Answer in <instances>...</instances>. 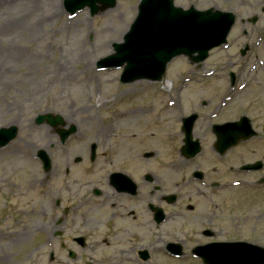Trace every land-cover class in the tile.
Returning a JSON list of instances; mask_svg holds the SVG:
<instances>
[{
    "label": "rangeland",
    "instance_id": "374dc122",
    "mask_svg": "<svg viewBox=\"0 0 264 264\" xmlns=\"http://www.w3.org/2000/svg\"><path fill=\"white\" fill-rule=\"evenodd\" d=\"M29 1L33 2L34 8L38 5L40 8H47L36 12L32 8L33 4H28ZM116 1L114 8L94 17L87 10L70 17L64 11L63 0H0V51L4 58V51L9 53L7 64L3 67L4 76L0 78V129L9 126L18 128L17 138L0 155V261L10 264H41L44 260L45 248L36 250L38 248L25 242V237L14 241L19 239L14 235L17 233L32 237V228L36 225L29 217L25 222V212L33 207L28 205L32 195L25 199V181L31 176H36L39 180L42 178L37 173L39 164L33 160L37 151L42 150L49 155L52 169L56 165L62 169L64 164L72 163V159L85 160L90 145L98 144L95 162L98 176L102 171L108 173L122 168L123 166H118L119 155L128 148L137 149V152L153 151L151 162H142L143 173L147 168L153 169L164 179L167 178V171L164 170L163 163L179 162L180 158L174 151L177 150L176 145L182 146V140L171 141L164 137V133L169 132L172 126L170 116L162 112V102L169 98L162 89L163 86L168 87L170 80L178 82V75L184 74L180 72L190 67L182 59H176L168 66L163 83H141L137 86L136 83V87L120 85V70L98 71L95 68L97 61L112 53V45L121 42L136 16L139 0ZM198 7L232 12L237 21L228 40H238L235 42V50L231 48L233 44H230L227 49L214 52L199 69H251L252 61H244L243 64L234 55L248 40H264V0H204ZM106 13L111 15L105 17ZM260 13H263V18L255 28L247 24L241 26L242 20L247 22L253 16H261ZM15 22L17 25H14ZM43 26L45 27L42 28ZM244 32L247 36L243 38ZM261 47L257 53L260 62L264 63V44ZM64 59L72 62L67 70L70 77L65 76L68 74L57 75ZM259 65L256 68L261 67ZM86 67L90 70V75H86V79L79 76L78 81L77 75L85 72ZM88 78L89 82H86ZM263 84L256 82L251 86L246 85L244 94L233 105L237 115L244 114L251 118L254 130L260 133H264ZM206 91H196L194 98L191 96L192 101L199 105L201 100H206ZM153 99L159 101L153 102ZM257 100L259 101L256 103ZM152 102L156 108L144 119L145 127L142 124L139 126L137 121L122 123L116 116L122 110L126 116L141 117L138 110L149 107ZM41 115L59 116L66 128L71 126L75 129L76 135L61 146L54 128L46 124L35 125V119ZM161 124L165 129H162ZM151 133L156 136L152 139L145 137ZM130 134L137 136L134 142L126 139ZM255 142L256 140L252 145L237 148L235 153L243 154L245 160H248L250 151H253L251 160L261 159L264 146ZM201 143L203 145L202 141ZM137 152L128 151L133 156ZM111 164L115 166L110 168ZM81 165L83 166L77 170L87 166L86 162ZM98 176L96 178L100 179ZM181 177L184 175L179 179ZM187 177L188 175L185 176ZM12 184L16 185L15 189L10 187ZM237 192L234 199L237 201L238 212L258 209L252 203L249 209H244L243 197L250 201L261 199L262 208L259 210L264 212V194L246 196ZM44 201L47 202V199H40V202ZM251 231L249 230L248 235ZM240 236L243 234L237 237Z\"/></svg>",
    "mask_w": 264,
    "mask_h": 264
},
{
    "label": "flooded vegetation",
    "instance_id": "af4514ba",
    "mask_svg": "<svg viewBox=\"0 0 264 264\" xmlns=\"http://www.w3.org/2000/svg\"><path fill=\"white\" fill-rule=\"evenodd\" d=\"M248 48L249 56L252 55L251 46ZM198 71L206 72V69ZM200 79L199 76L191 79L205 84L195 86L194 90L176 88L175 96L184 99L180 101L183 106L179 108V115L170 121L174 129L165 134L178 140L189 134L193 140H199L201 146V141L207 143L192 159H184L182 151L176 150L179 163H163L167 178L153 169L147 168L143 173L142 162H151L154 157L146 160L143 155L151 152L128 148L119 155L118 166L123 167L117 170L102 171L98 176L93 162L79 170L78 166L67 170V164L64 172L57 165L48 176L54 180L41 182L43 186L48 185L43 187L44 194L52 196L53 206L44 202L33 214L39 218L50 213L53 224L48 241H43L40 233L35 234V247L47 246L48 242L54 251L52 264H228L232 256L222 254V245L264 243L261 207L256 211L238 212L234 199L237 191L246 196L262 194L253 188L255 181L245 180L238 171L260 161L263 172L264 155L252 161L253 151L248 160L235 151L252 145L255 140L264 146V138L257 135L239 147L227 149L222 155L213 148L214 128L237 120L233 105L239 96L235 92L236 83L243 81L241 69L237 71L233 87L223 85L221 88L222 85L207 84L206 78ZM223 81L221 78L213 82ZM196 91H206V100H201L199 105L191 99ZM234 93L236 96L223 108L221 104L225 98ZM191 116L195 119L188 133L182 122ZM128 151L137 154L133 156ZM195 173H200V178L195 177ZM230 178H238L234 182L240 186L231 187ZM242 199L244 209H249L252 200ZM249 230L252 233L248 235ZM241 234L243 236L237 237ZM28 241L26 236L25 242Z\"/></svg>",
    "mask_w": 264,
    "mask_h": 264
},
{
    "label": "water",
    "instance_id": "95a60500",
    "mask_svg": "<svg viewBox=\"0 0 264 264\" xmlns=\"http://www.w3.org/2000/svg\"><path fill=\"white\" fill-rule=\"evenodd\" d=\"M115 0H65L70 14L89 8L91 15L114 7ZM100 6V8H99ZM234 17L226 13L182 12L170 0H142L139 14L124 44L114 46L116 55L106 60L108 66L127 64L123 81L140 76L159 80L173 58L187 56L203 61L210 50L225 44ZM197 55V57H194ZM50 117H41L50 123ZM13 128L0 130V147L15 137ZM254 260L264 261V251L253 252Z\"/></svg>",
    "mask_w": 264,
    "mask_h": 264
},
{
    "label": "bare ground",
    "instance_id": "6f19581e",
    "mask_svg": "<svg viewBox=\"0 0 264 264\" xmlns=\"http://www.w3.org/2000/svg\"><path fill=\"white\" fill-rule=\"evenodd\" d=\"M25 1V0H24ZM28 4L31 6V4H33V2L32 1H29L28 2ZM32 8H34V4H33V7ZM47 7H42V8H40V6L38 5L37 7H35L34 9H35V11L36 12H38V11H45V9H46ZM109 15H111V13H106L104 16L105 17H108ZM13 17H15V15H13ZM43 20L41 21V24H43ZM14 25H17V22H15L14 23ZM16 27V26H15ZM45 26H43L42 28H44ZM34 30H36V29H34ZM34 33H35V31H33ZM30 34L32 35V33H31V31H30ZM4 54H5V58L2 56V52L0 51V78H2L4 75H3V73L2 72H4L3 71V67L7 64V58H8V56H9V53H7V52H5L4 51ZM71 64H72V62L70 61V62H68V61H66L65 59L63 60V65H62V67L60 68L61 69V71L60 72H58L57 73V75H60V76H64V74H68V68L71 66ZM86 71L85 72H82V73H80V74H78L77 75V80L78 81H80V78H79V76H83L85 79L87 78L86 77V75H90L89 74V72H90V70L89 69H87V67H86V69H85ZM84 73V74H83ZM65 76H67V77H70V74H68V75H65ZM72 76H73V74H72ZM86 82H89V78L86 80ZM134 84H136V83H134ZM38 85H39V83H38ZM135 86V85H134ZM39 87H41V85H39ZM128 113H131V114H129V115H133V113L132 112H128ZM124 117L125 118H127L126 119V121H125V123H127V124H130L131 122H133V121H136V120H138L140 117H137V116H135V117H133L134 119L133 120H131L132 119V117L131 116H126V115H124ZM120 122H122L123 123V121H120ZM125 126V125H124ZM8 148V147H7ZM6 151V148L5 149H3L2 151H0V155L1 154H3L4 152ZM42 153H44V152H42ZM23 231H24V229H23Z\"/></svg>",
    "mask_w": 264,
    "mask_h": 264
}]
</instances>
